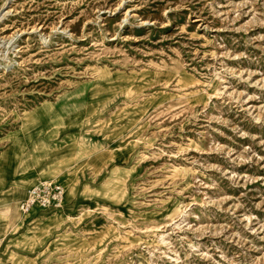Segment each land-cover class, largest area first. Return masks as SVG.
Here are the masks:
<instances>
[{"label":"rangeland","instance_id":"1","mask_svg":"<svg viewBox=\"0 0 264 264\" xmlns=\"http://www.w3.org/2000/svg\"><path fill=\"white\" fill-rule=\"evenodd\" d=\"M0 264H264V0H0Z\"/></svg>","mask_w":264,"mask_h":264},{"label":"built area","instance_id":"2","mask_svg":"<svg viewBox=\"0 0 264 264\" xmlns=\"http://www.w3.org/2000/svg\"><path fill=\"white\" fill-rule=\"evenodd\" d=\"M65 189L62 184L53 181H40L28 189L26 196L20 201L19 208L23 212L35 206L41 208H59L63 206Z\"/></svg>","mask_w":264,"mask_h":264},{"label":"bare ground","instance_id":"3","mask_svg":"<svg viewBox=\"0 0 264 264\" xmlns=\"http://www.w3.org/2000/svg\"><path fill=\"white\" fill-rule=\"evenodd\" d=\"M39 182H40V181H39ZM37 183H38V182H37ZM37 183H36V184H37ZM34 185H35V184H34ZM34 185H33V186H34ZM31 187H32V186H30L29 188H31Z\"/></svg>","mask_w":264,"mask_h":264}]
</instances>
